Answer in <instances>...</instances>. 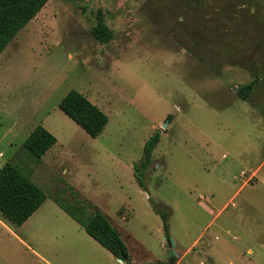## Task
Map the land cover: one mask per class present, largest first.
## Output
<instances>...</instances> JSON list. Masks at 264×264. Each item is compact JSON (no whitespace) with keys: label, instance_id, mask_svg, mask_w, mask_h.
<instances>
[{"label":"rangeland","instance_id":"374dc122","mask_svg":"<svg viewBox=\"0 0 264 264\" xmlns=\"http://www.w3.org/2000/svg\"><path fill=\"white\" fill-rule=\"evenodd\" d=\"M99 10L108 44L90 34ZM72 89L107 115L98 137L60 110ZM39 125L57 143L37 160L24 144ZM7 163L46 200L21 227L0 216V264H121L56 196L104 214L131 264H264V0H49L0 55Z\"/></svg>","mask_w":264,"mask_h":264},{"label":"trees","instance_id":"16d2710c","mask_svg":"<svg viewBox=\"0 0 264 264\" xmlns=\"http://www.w3.org/2000/svg\"><path fill=\"white\" fill-rule=\"evenodd\" d=\"M48 2L49 0H0V55ZM183 26L182 22L174 23V33ZM90 34L100 44L110 43L115 36L114 32L109 29L101 10L96 13L95 24L91 28ZM257 83L258 79H254L248 84L237 87L236 95L242 101H247ZM59 108L93 138L98 137L104 131L109 121L107 115L98 106L74 89L70 90L62 99ZM159 142L160 134L158 132L145 143L144 157L135 166V177L143 189H145V173L153 163V153ZM56 143L55 136L39 125L26 139L24 148L31 157L40 160ZM45 200V192L17 165L7 163L0 168V216L7 223L21 227L38 211ZM55 200L62 210L114 257L126 264L132 263V257L129 255L118 230L104 214L94 209L92 205L80 202L69 203L60 196H56ZM154 210L164 218L168 238L165 216L155 205Z\"/></svg>","mask_w":264,"mask_h":264},{"label":"water","instance_id":"95a60500","mask_svg":"<svg viewBox=\"0 0 264 264\" xmlns=\"http://www.w3.org/2000/svg\"><path fill=\"white\" fill-rule=\"evenodd\" d=\"M235 91H237V88H235ZM168 246H169V252H168V255H170L171 253L174 254V258H177L178 257V254L177 252H175L174 250V247H175V243L172 239H169L168 240ZM120 260V259H119ZM122 261V260H120Z\"/></svg>","mask_w":264,"mask_h":264},{"label":"crops","instance_id":"0c3cea01","mask_svg":"<svg viewBox=\"0 0 264 264\" xmlns=\"http://www.w3.org/2000/svg\"><path fill=\"white\" fill-rule=\"evenodd\" d=\"M110 255L112 256L111 253H110ZM90 256H92V255H90ZM77 259H78V254H76V257H75V260H76V261H77ZM119 261H120V260H119ZM122 262H123V261H120L121 264L124 263V262H123V263H122ZM125 264H126V263H125ZM133 264H143V262H142V261H135Z\"/></svg>","mask_w":264,"mask_h":264}]
</instances>
